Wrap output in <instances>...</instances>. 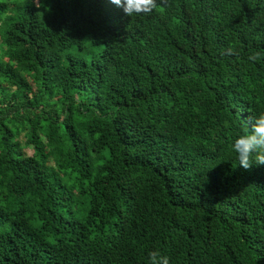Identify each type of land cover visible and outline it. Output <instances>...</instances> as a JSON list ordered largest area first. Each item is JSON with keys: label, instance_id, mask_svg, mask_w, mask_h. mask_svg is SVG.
<instances>
[{"label": "trees", "instance_id": "obj_1", "mask_svg": "<svg viewBox=\"0 0 264 264\" xmlns=\"http://www.w3.org/2000/svg\"><path fill=\"white\" fill-rule=\"evenodd\" d=\"M0 51V264H264V0H0Z\"/></svg>", "mask_w": 264, "mask_h": 264}, {"label": "clouds", "instance_id": "obj_2", "mask_svg": "<svg viewBox=\"0 0 264 264\" xmlns=\"http://www.w3.org/2000/svg\"><path fill=\"white\" fill-rule=\"evenodd\" d=\"M110 2L122 8L124 14L129 17L134 14L148 15L155 9L163 7V0H110ZM227 51L231 53L232 49ZM260 58V52H254L248 57L252 61ZM247 127V134L239 135L232 145L239 164L244 169H249L253 163L264 165V113L252 118ZM148 259L149 264H170L169 258L158 250L149 252Z\"/></svg>", "mask_w": 264, "mask_h": 264}, {"label": "rangeland", "instance_id": "obj_3", "mask_svg": "<svg viewBox=\"0 0 264 264\" xmlns=\"http://www.w3.org/2000/svg\"><path fill=\"white\" fill-rule=\"evenodd\" d=\"M1 52V51H0ZM25 152L27 153V154H30V149H28V148H25Z\"/></svg>", "mask_w": 264, "mask_h": 264}]
</instances>
